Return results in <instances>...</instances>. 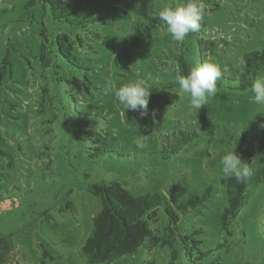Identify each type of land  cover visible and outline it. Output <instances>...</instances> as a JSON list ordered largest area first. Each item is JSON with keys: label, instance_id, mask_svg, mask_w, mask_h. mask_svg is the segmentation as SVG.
I'll return each instance as SVG.
<instances>
[{"label": "rangeland", "instance_id": "374dc122", "mask_svg": "<svg viewBox=\"0 0 264 264\" xmlns=\"http://www.w3.org/2000/svg\"><path fill=\"white\" fill-rule=\"evenodd\" d=\"M30 1L0 0V74L7 61L0 86V264H196L162 206L151 221V237L135 253L89 263L83 246L102 208L91 185L113 181L136 195L164 196L180 216L179 233L198 241L196 254L207 253L203 264L212 254L223 264H264V154L243 153L264 137V114H255L264 105L228 79L245 53L264 48V0H205L199 31L183 42L172 39L158 12L184 0H73L77 15L102 20L70 32L72 52L91 66L95 84H63L71 97L62 94L65 111L38 63L43 26L61 25L41 4L29 7ZM138 22L155 25L154 32H137ZM107 35L116 38L109 49L102 41ZM133 35L141 37L133 40L137 44ZM183 56L200 57L197 65L215 62L220 80L227 78L205 109H193L178 86L170 90L177 98L161 96L160 84L180 74ZM136 81L152 89L148 116L126 111L109 91ZM78 112L100 116L96 122L85 117L90 125L79 140L65 116ZM80 123L73 119V126ZM96 147L107 155L91 158ZM233 151L251 163L252 176L248 204L230 234L222 218L221 179L227 176L221 161ZM220 243L228 246L217 249Z\"/></svg>", "mask_w": 264, "mask_h": 264}, {"label": "trees", "instance_id": "16d2710c", "mask_svg": "<svg viewBox=\"0 0 264 264\" xmlns=\"http://www.w3.org/2000/svg\"><path fill=\"white\" fill-rule=\"evenodd\" d=\"M35 3L41 4L45 10L48 9L50 19L61 25L60 28L54 30L43 26L40 32L42 41L38 63L42 69L43 77H50L53 80L56 95L62 101L65 111L68 105H66L65 98L62 96V94H65L63 84L64 86L68 84L80 87L85 85L93 87L95 84L91 66L87 62L78 59L72 52L73 38L70 32L86 30L90 24L102 19L101 17L89 18L77 15L78 7L73 0H31L28 6H33ZM146 17L152 19L150 16ZM154 26L153 24L144 25L138 22L135 30L137 32L146 30L145 34H149L154 32ZM139 38L141 37L133 35L130 40L133 42V40H140ZM102 41L106 49H109L115 45L116 38L107 35ZM196 58L200 61V57H195L190 61H188V58L185 59L184 56L183 58L178 57L180 61V74L187 75L192 68L198 66ZM242 61L243 64L240 70L235 76H231L228 79L235 80L236 86L234 88L249 91L251 94V82L264 74V48L248 51L243 55ZM6 64L7 61L4 62L0 74V86L5 82ZM65 70L69 73L67 77L63 75ZM176 77L164 80L160 84L162 98L167 95L177 98V95L170 91L178 86L176 84ZM226 79L217 81L218 89L225 86L223 82ZM230 88H233V86L231 85ZM68 97L71 98L69 95H66V98ZM204 109L201 111L203 112ZM78 113V116H70L69 113H65V116L69 125V132L72 135L74 134L75 138L79 140L87 135V127L90 125L89 121H84L85 117H94L92 116L93 113L89 116L85 112ZM74 118L81 122L79 126H73L72 122ZM99 118L100 116L97 114L94 121H99ZM85 123L87 124L84 125ZM246 138L247 136L245 135L244 139ZM243 153L245 155L248 154L251 158L255 155L261 156L264 154V137L258 146L247 148ZM105 155H107V152L105 153V150L100 147H96L94 153L90 154L91 158H100ZM122 183L113 181L110 183L98 182L91 185V191L101 199L102 208L94 217L92 232L83 246V251L88 258V262L112 261L120 256L135 253L145 240L151 237V221L156 217V209L162 206L168 216L169 228L174 234L178 233L179 243L185 250V255L191 261H196V264H203V258L207 253L199 251V254H196L198 241L192 239L193 235L191 233H179L181 230L180 216L173 206L168 203L166 198L158 193H154L153 195H136ZM221 185L226 195V204L222 213L223 224L227 232L231 234L230 230L232 229H230V226L248 204L249 182L237 184L234 179L226 177L221 179ZM227 246L226 243H220L217 249ZM210 256L211 261L204 264H223L218 256L214 254Z\"/></svg>", "mask_w": 264, "mask_h": 264}, {"label": "clouds", "instance_id": "9594fccd", "mask_svg": "<svg viewBox=\"0 0 264 264\" xmlns=\"http://www.w3.org/2000/svg\"><path fill=\"white\" fill-rule=\"evenodd\" d=\"M207 11L205 0H184L180 5L161 8L158 20L167 26L174 41L183 42L190 34L199 31ZM221 78L222 70L218 64L204 62L192 68L187 75L178 74L176 84L179 92L189 98L191 107L199 111L217 94V81ZM250 87L253 102L258 106L264 105V76L254 79ZM109 91L113 92L126 111H139L141 116L149 115L152 89L143 81L131 82L119 88L112 86ZM257 113L264 114V111ZM155 114V110H152L153 118ZM260 127L264 128V123ZM221 164L223 174L234 179L237 184L246 183L252 176L251 163L245 162L236 151L224 154Z\"/></svg>", "mask_w": 264, "mask_h": 264}]
</instances>
